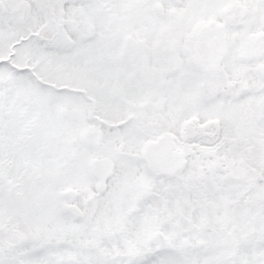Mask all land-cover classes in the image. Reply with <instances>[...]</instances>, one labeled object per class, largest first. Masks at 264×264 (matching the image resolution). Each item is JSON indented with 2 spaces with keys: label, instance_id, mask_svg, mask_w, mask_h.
Returning <instances> with one entry per match:
<instances>
[{
  "label": "snow or ice",
  "instance_id": "snow-or-ice-1",
  "mask_svg": "<svg viewBox=\"0 0 264 264\" xmlns=\"http://www.w3.org/2000/svg\"><path fill=\"white\" fill-rule=\"evenodd\" d=\"M0 264H264V0H0Z\"/></svg>",
  "mask_w": 264,
  "mask_h": 264
}]
</instances>
